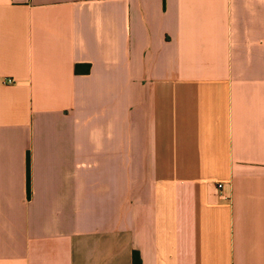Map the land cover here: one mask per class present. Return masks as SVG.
Here are the masks:
<instances>
[{
    "label": "crops",
    "instance_id": "obj_1",
    "mask_svg": "<svg viewBox=\"0 0 264 264\" xmlns=\"http://www.w3.org/2000/svg\"><path fill=\"white\" fill-rule=\"evenodd\" d=\"M134 252L264 264V0H0V264Z\"/></svg>",
    "mask_w": 264,
    "mask_h": 264
},
{
    "label": "trees",
    "instance_id": "obj_2",
    "mask_svg": "<svg viewBox=\"0 0 264 264\" xmlns=\"http://www.w3.org/2000/svg\"><path fill=\"white\" fill-rule=\"evenodd\" d=\"M88 67V65H87ZM79 70V65H76L75 66V71H78ZM26 187H27V190H29V187H30V183H29V161L27 159V180H26ZM133 264H140V260H139V257H138V254L136 252H134V255H133Z\"/></svg>",
    "mask_w": 264,
    "mask_h": 264
},
{
    "label": "built area",
    "instance_id": "obj_3",
    "mask_svg": "<svg viewBox=\"0 0 264 264\" xmlns=\"http://www.w3.org/2000/svg\"><path fill=\"white\" fill-rule=\"evenodd\" d=\"M7 82H9V83H10V82H12V80L8 79V80H7Z\"/></svg>",
    "mask_w": 264,
    "mask_h": 264
}]
</instances>
